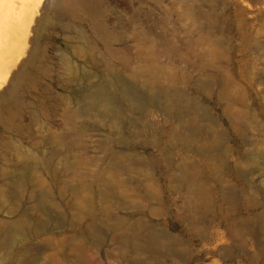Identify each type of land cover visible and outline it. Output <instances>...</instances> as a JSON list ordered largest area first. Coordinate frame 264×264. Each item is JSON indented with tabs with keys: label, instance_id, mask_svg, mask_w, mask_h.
Returning <instances> with one entry per match:
<instances>
[{
	"label": "rangeland",
	"instance_id": "1",
	"mask_svg": "<svg viewBox=\"0 0 264 264\" xmlns=\"http://www.w3.org/2000/svg\"><path fill=\"white\" fill-rule=\"evenodd\" d=\"M43 2L0 91V264H264V0Z\"/></svg>",
	"mask_w": 264,
	"mask_h": 264
},
{
	"label": "bare ground",
	"instance_id": "2",
	"mask_svg": "<svg viewBox=\"0 0 264 264\" xmlns=\"http://www.w3.org/2000/svg\"><path fill=\"white\" fill-rule=\"evenodd\" d=\"M43 1L0 0V91L31 53L30 44Z\"/></svg>",
	"mask_w": 264,
	"mask_h": 264
}]
</instances>
